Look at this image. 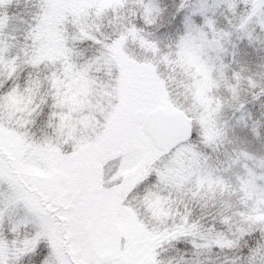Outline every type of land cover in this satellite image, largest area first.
I'll list each match as a JSON object with an SVG mask.
<instances>
[{"label": "snow or ice", "instance_id": "obj_1", "mask_svg": "<svg viewBox=\"0 0 264 264\" xmlns=\"http://www.w3.org/2000/svg\"><path fill=\"white\" fill-rule=\"evenodd\" d=\"M0 264H264V0H0Z\"/></svg>", "mask_w": 264, "mask_h": 264}]
</instances>
